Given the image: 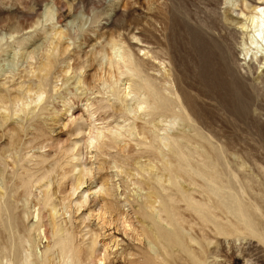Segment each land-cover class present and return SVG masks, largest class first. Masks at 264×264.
I'll list each match as a JSON object with an SVG mask.
<instances>
[{
	"label": "rangeland",
	"instance_id": "374dc122",
	"mask_svg": "<svg viewBox=\"0 0 264 264\" xmlns=\"http://www.w3.org/2000/svg\"><path fill=\"white\" fill-rule=\"evenodd\" d=\"M258 4L264 0H0L1 243L13 253L27 247L46 254L49 264L57 261L53 216L38 204L46 189L33 184L25 200L16 177L24 171L20 163L27 166L41 153L55 220L79 247L82 264L143 259L153 223V208L145 204L152 183L147 155L160 158L143 143L153 141L170 154L152 132L180 135L189 128L193 134L198 128L227 166L252 178L248 199L259 214L257 232L234 242L229 237L207 264H264V57L243 60L241 51V25ZM113 46L127 61L120 60L119 69L109 62ZM152 88L179 102L191 120L159 122V115L167 121L171 113ZM90 120L101 131L92 143L76 131ZM74 144L88 170L78 185L69 175ZM36 207L46 239L37 236ZM92 238L89 259L83 246ZM180 254L192 264L188 253Z\"/></svg>",
	"mask_w": 264,
	"mask_h": 264
},
{
	"label": "bare ground",
	"instance_id": "6f19581e",
	"mask_svg": "<svg viewBox=\"0 0 264 264\" xmlns=\"http://www.w3.org/2000/svg\"><path fill=\"white\" fill-rule=\"evenodd\" d=\"M260 9H264V6L254 5L246 17L247 23L241 25L246 29V39L242 43L241 50L243 60L249 58V60L260 62L264 57V12L259 11ZM124 56L125 54L118 53V49L113 46L109 62L119 69L120 60L124 64L127 63ZM134 67L142 73L140 63L136 62ZM144 86L152 85L140 84V89ZM126 89L128 86L125 87V91ZM151 91L153 96L156 95L158 104L171 113L167 121H164L165 118L161 119L163 115H159V122H166L170 125L177 119L191 120L179 102L165 100L163 96L157 95L158 89L152 88ZM170 93L169 91L168 94ZM83 124H78L76 131L79 133L85 131L90 143L101 136V131L93 120L85 126ZM184 127H189V125L185 124ZM167 128L169 127H163L162 131L165 132ZM181 132L180 135L164 136H158L155 135V131L152 132L154 140L167 147L170 154L163 153L159 144L154 146L153 141L143 143L146 147L155 148L160 155V158L155 152L147 155L150 162L147 173L152 183L147 185L149 189L145 194V204L148 208H153L151 212L153 223L147 225L152 237L150 241L152 247L143 259H129L126 264H179L177 260L182 261V264H189L180 252L188 253L192 264H207L212 256H219L223 252L224 243L228 245L231 241H239L245 232L254 233L258 230V219L256 218L257 215L259 216L258 208L256 209L248 199V194L253 190L252 178L246 176L247 174L244 175L239 170L240 168L227 166L223 160V152L214 148L198 128L193 129V134H190L189 128ZM70 151H72V157L69 162L67 161L71 165L69 175L72 185H78L87 175L88 170L81 164L79 157H76L75 144L71 146ZM184 155L186 158H182ZM154 161L159 162L161 168ZM44 162L43 154H35L28 159L27 166L20 163V169L24 171H19L16 177L20 180V186L24 188L25 200H28L32 194L30 188L33 184H38L39 189L41 187L46 189L44 195L38 200V204L41 203L43 207L49 206L51 216H53V244L57 245L59 250L57 261L54 264H82L79 247L71 237L65 236L55 220V207L51 202L49 190H47L49 184L45 183L42 178ZM143 171H146L145 168ZM79 193L78 199L81 200L84 198V192ZM156 203L157 206H155ZM34 210L35 218H37L35 224L37 236L39 239H44V227L39 219L38 207ZM229 237L232 238L231 241L228 240ZM24 242L30 244L27 239ZM172 242L177 246L174 247L175 250L170 246ZM212 244L214 245L211 246ZM94 245L93 238L85 241L83 248L86 258H92ZM36 251L26 247L22 251L17 250L13 253L0 241V264H49L51 259L46 254L39 256V252L37 254ZM170 255H176L173 263L169 259ZM101 263H103V257L94 261V264ZM244 264H248V261L246 260Z\"/></svg>",
	"mask_w": 264,
	"mask_h": 264
},
{
	"label": "snow or ice",
	"instance_id": "6c2138e0",
	"mask_svg": "<svg viewBox=\"0 0 264 264\" xmlns=\"http://www.w3.org/2000/svg\"><path fill=\"white\" fill-rule=\"evenodd\" d=\"M259 11L264 12V9H260Z\"/></svg>",
	"mask_w": 264,
	"mask_h": 264
}]
</instances>
